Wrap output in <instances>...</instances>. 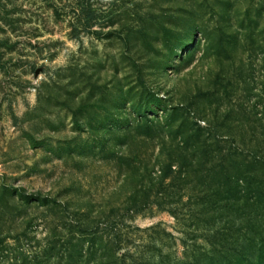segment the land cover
<instances>
[{"label": "rangeland", "instance_id": "obj_1", "mask_svg": "<svg viewBox=\"0 0 264 264\" xmlns=\"http://www.w3.org/2000/svg\"><path fill=\"white\" fill-rule=\"evenodd\" d=\"M0 264H264V0H0Z\"/></svg>", "mask_w": 264, "mask_h": 264}, {"label": "trees", "instance_id": "obj_2", "mask_svg": "<svg viewBox=\"0 0 264 264\" xmlns=\"http://www.w3.org/2000/svg\"><path fill=\"white\" fill-rule=\"evenodd\" d=\"M80 17L82 19V16H84L83 20H84V25L85 28H91L93 26V24L95 23V17L93 16V10L91 7V4H86L84 6H81V10H80Z\"/></svg>", "mask_w": 264, "mask_h": 264}]
</instances>
